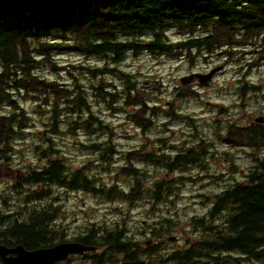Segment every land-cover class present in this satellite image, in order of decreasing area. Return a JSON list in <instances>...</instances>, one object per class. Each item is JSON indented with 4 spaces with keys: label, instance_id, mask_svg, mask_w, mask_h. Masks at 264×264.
Listing matches in <instances>:
<instances>
[{
    "label": "trees",
    "instance_id": "trees-1",
    "mask_svg": "<svg viewBox=\"0 0 264 264\" xmlns=\"http://www.w3.org/2000/svg\"><path fill=\"white\" fill-rule=\"evenodd\" d=\"M171 28L187 37L181 41H171L167 33ZM199 30L205 32L195 36ZM145 34L151 37L137 38ZM56 35L60 40L49 38ZM70 43L86 57L97 56L115 63V66L86 67L87 73L93 78L102 79L100 85H93L94 95L104 100L114 112L126 111L128 119L145 134L156 126V119L162 114V108L158 104H150V101L157 98L140 89L138 80L119 68L118 65L127 53L131 51L137 55L147 49L154 54H169L175 58L187 56L194 63L195 57L203 49L209 54L226 46L222 50L232 54L241 50L242 45L253 44L260 50L255 64L249 65H256V62L264 58V0H74L26 7H0V106L8 104L13 108L9 113L0 109V156L6 160L8 156L2 150H11L9 143L22 133L29 119L25 109L11 95L10 88L13 86L16 89L24 88L33 98L44 95L46 100L50 94H57L59 97L67 94L64 98L67 103L65 110L78 114V120L72 121L71 125H79L90 132L99 131L101 134L113 135L110 125L94 114L88 92L81 81L54 56L57 50L70 48ZM193 48L197 49L196 55L193 54ZM41 65L49 66L55 73L65 69L74 79V89L61 87L57 81L39 75L35 70ZM107 75H115L124 83L123 93L116 95L121 96L122 100L117 107L116 98L115 101H108L115 91L107 90L105 84L102 85ZM177 99L185 98L179 93ZM61 109L57 103L52 108L49 123L52 131L58 130L62 121ZM164 112L172 120L180 117L173 107ZM238 127L227 124L226 133L219 134L218 137L233 146L254 149L252 154L255 164L246 175L245 181L235 183L232 188L217 196L211 216L214 217L224 210L225 230L214 232L213 227L209 226V231L214 234L212 237L208 235L197 243L188 240L191 245L187 249L173 252L170 256L171 260L177 259L179 264H197L198 260L205 264L203 258L210 256L215 257L217 264H227L231 260L241 262L240 258L232 255H213L216 252L237 251L246 256L243 259H264V125ZM220 132L222 129H217V133ZM165 140L166 138L157 139L163 146L166 145ZM48 141L51 144L41 152V156L48 160L47 164L40 169L27 171L28 177L20 180L22 184L35 185L34 199L50 195L51 191L46 193L41 187L50 188L52 185L72 190L85 189L104 194L108 198L124 195L117 189V184L106 187L91 178L86 167L77 171L70 170L60 158L53 157L54 141L51 137H48ZM147 146L148 142H145L127 153V164L121 166L115 179L130 181L132 190L128 195L131 200L140 199L143 195L152 197L155 202L165 200L166 196L174 197L173 181L183 182L189 180V177L179 176L171 180L155 178L153 182L147 183L149 175L145 166H163L169 171H187L190 159L193 158L197 164L201 152L195 150L191 153L186 150L170 160V156L162 153L160 147L150 149ZM88 147L93 151L100 150L96 143ZM115 152L114 145L109 141L100 160L104 164H110ZM16 183L17 181H13V184ZM57 209L58 206L48 207L49 211L44 208L34 209L29 215L30 223L16 222L7 226L11 229L10 234L34 248L48 247L68 240L66 234L57 233L58 228L54 225ZM166 221L170 225L168 218H165L163 224ZM3 226L0 222V231ZM200 226L206 233V227ZM96 231L95 227L90 228L88 234L82 237L81 243L94 246L93 235ZM121 231L120 228L115 229V248L118 251L122 246L119 238ZM47 232L49 239L46 237ZM161 232L164 236V231ZM155 234L156 231L152 233L153 237ZM103 235L106 238V230ZM146 251L147 264H156L159 253L155 244L148 246ZM165 260L162 258V261Z\"/></svg>",
    "mask_w": 264,
    "mask_h": 264
},
{
    "label": "rangeland",
    "instance_id": "rangeland-1",
    "mask_svg": "<svg viewBox=\"0 0 264 264\" xmlns=\"http://www.w3.org/2000/svg\"><path fill=\"white\" fill-rule=\"evenodd\" d=\"M204 32V30L196 31L195 36ZM167 33L169 39L174 42L187 37L175 28L168 29ZM130 37L134 36L130 35ZM143 37L150 38L151 35L137 36L140 39ZM49 38L60 40L58 35ZM122 38L125 37L122 36ZM69 45L70 48L57 50L54 56L81 81L88 92L94 114L110 125L114 131L113 135L101 134L99 131L90 132L79 125H71L72 121L78 120V114L65 110L67 103L64 98L67 94L60 97L57 94H50L46 100L44 95L33 98L24 88L16 89L13 86L10 88L11 95L25 109L29 119L22 133L9 143L12 146L11 150L8 152L2 150V153L8 156V161L0 156V167L5 168V165H10L23 172L44 167L48 160L41 156V152L49 147L51 143L48 137H51L55 147L54 158H60L72 171L86 167L91 178H95L98 183L106 187L117 184V189L124 195L108 198L104 194L85 189L72 190L60 185H52L50 188L41 187V190L46 193L51 191L50 195L42 199H34L33 194L36 193L34 184L23 183L14 186L13 181H17V177H0V211H25L27 206L31 211L43 209L42 207L49 211L48 207L58 206L57 215L54 214L57 233L66 234L69 239L80 238L82 233L92 227L105 230L116 219H119L121 224L126 222V228L137 235L138 230H143L145 226L144 220L154 222L164 216L176 217L173 227L177 228L171 235L180 237V240L174 244H165L160 255L166 260L162 261L161 258L158 264H177L175 260L170 259L172 252L187 246L189 239H203L206 236L202 229L195 226V223L201 219L209 221L213 205L211 196L237 180L243 181L254 165L252 154L254 149L233 146L220 140L216 134L217 129L220 127L225 129L228 123L236 122L245 125L255 115H264V58L256 62L258 63L256 65H249L255 64L254 61L258 58L260 49L255 48L253 44L242 45L241 50H236L232 54L222 50L226 46L209 54L203 49L204 54L196 56L194 63H191L187 56L175 58L169 54L158 52L154 54L147 49H143L137 55L131 51L128 52L118 65L119 68L133 75L138 80L137 85L140 89L146 90L157 98L150 101V104L155 103L162 108V114L156 119V126L144 134L128 119L126 111L114 112L104 100L94 95L93 85H100L102 79L93 78L87 73L86 67L115 66V63L97 56L86 57L75 49L72 43ZM241 66L242 69H240ZM214 67L217 68L214 77L201 83L199 74L208 72ZM35 71L46 79L57 81L61 87L74 89V79L65 69L55 73L49 66L41 65ZM103 81L102 85L105 84V89L115 91L114 96L108 101L116 100L117 107L122 100H120L121 96L116 95L123 93V81L115 75H107ZM243 81L261 85L262 91L248 90L243 97L240 94ZM179 93H182L185 99H177ZM55 103L62 108L60 113L62 121L59 128L57 127L58 130L52 131L49 123ZM171 107L178 111L179 118L172 120L165 114L164 111ZM0 109L8 113L13 110L8 104L1 105ZM216 121L219 123L217 124ZM196 132L206 138L217 139L219 150L228 151L234 158H227L223 153L217 156L218 160L209 158V167L205 172L209 177L194 181L186 180L179 182L177 186L173 185L175 196L170 199L172 203H162L160 208H156L157 204L153 205V199L145 195L141 199H133L132 202L128 196L132 190L130 181L115 179L117 171L127 164L125 158L127 153L148 142L147 148L160 147L162 152L165 151L174 156L189 147L192 141L191 136ZM159 138H168L165 146L157 141ZM109 141L111 145H114L116 152L112 162L104 164L100 156ZM92 143L98 144L100 150L93 151L88 147ZM233 161L236 164V172ZM145 167L149 175L147 183L153 182L155 178L171 180L174 177H192V175L200 174L197 169L185 172L182 169L169 171L163 166L146 165ZM239 169L243 172H239ZM221 173H223V179L217 182L218 179L213 177ZM219 217H222V213ZM224 222L223 218L216 221L219 225ZM154 224L145 226L146 234L141 236L143 244L150 238L149 230ZM80 258L74 255L71 262L78 263ZM142 258L147 261L148 255L145 253ZM238 264L264 263L251 261Z\"/></svg>",
    "mask_w": 264,
    "mask_h": 264
},
{
    "label": "flooded vegetation",
    "instance_id": "flooded-vegetation-1",
    "mask_svg": "<svg viewBox=\"0 0 264 264\" xmlns=\"http://www.w3.org/2000/svg\"><path fill=\"white\" fill-rule=\"evenodd\" d=\"M191 139L192 141L186 150L189 152L191 151V153H193V151L195 150L201 152V156L199 157V162H197V164H195L193 158L190 159L189 163L190 169H197L200 171L201 175H192V178H195L197 176H202V173H204V171H206V169L209 167V158L218 160L217 156L223 152H221L218 148L219 143L216 141L217 139L212 140L210 138H206L204 136H201L200 133H198L196 137L192 135ZM177 155L178 154L174 156L171 155L170 160L175 159ZM0 175L8 178H12L14 176L19 177V180H17L16 184H22L20 183V180L26 179L29 174L27 172L21 173V171H16L12 166L5 165V169L3 171H0ZM177 185L178 181L175 182V186ZM156 204V208H160L162 204L161 200ZM26 209L29 210L28 206L26 207ZM161 220L162 219L155 223V225H153L149 230V233L151 232V235L156 231V234L153 237V241L159 253L161 252V247L163 245L162 236H160L161 230H163ZM0 222L4 225L3 229L0 231V246L6 249L4 252H0V264L3 263L7 258L17 257L18 253L16 252V250L19 248H22L25 251L36 249L33 247V245L30 246L28 244H24L14 236H12L10 234L11 229L7 227L8 225L16 222H28V217L26 215L18 214L16 212L2 211L0 212ZM144 224L146 226L148 223L145 222ZM120 225L122 224L118 219L114 220L110 227L106 229V238L102 237L104 236V230L97 229L96 233L93 235L95 249L92 251V253L83 252L81 254H77L81 257L80 262L75 263V261H73L71 264H101V262H103L104 264H146V261L142 258V256L146 253L145 249L147 248L141 242V236L143 237L146 234V230H144L145 226L143 227V230L139 229L138 234L136 235L129 231L128 228H126V222H123V229L121 231L122 234L119 235L120 244L122 246L120 248V251H118L115 248L117 241L115 229ZM88 231L89 230L86 231L87 233H82L81 237L77 238V241L81 242L82 237L87 235ZM47 233L48 234L46 237L47 239H49V232ZM105 242H107V244H105ZM146 243L150 244L151 240H147ZM106 259H108L107 262Z\"/></svg>",
    "mask_w": 264,
    "mask_h": 264
},
{
    "label": "water",
    "instance_id": "water-1",
    "mask_svg": "<svg viewBox=\"0 0 264 264\" xmlns=\"http://www.w3.org/2000/svg\"><path fill=\"white\" fill-rule=\"evenodd\" d=\"M74 0H0V7H26L53 3L69 2ZM216 70L202 76V80H208ZM261 121V119H258ZM92 249L81 242H64L48 248H40L33 251H25L22 248L16 250L18 256L5 260L3 264H56L65 260L69 255L82 253ZM1 250V248H0ZM3 251V250H2Z\"/></svg>",
    "mask_w": 264,
    "mask_h": 264
},
{
    "label": "bare ground",
    "instance_id": "bare-ground-1",
    "mask_svg": "<svg viewBox=\"0 0 264 264\" xmlns=\"http://www.w3.org/2000/svg\"><path fill=\"white\" fill-rule=\"evenodd\" d=\"M71 2V1H70ZM11 8V7H10ZM14 8V7H13Z\"/></svg>",
    "mask_w": 264,
    "mask_h": 264
}]
</instances>
